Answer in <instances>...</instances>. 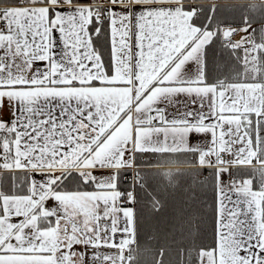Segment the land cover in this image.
<instances>
[{
  "label": "crops",
  "instance_id": "obj_1",
  "mask_svg": "<svg viewBox=\"0 0 264 264\" xmlns=\"http://www.w3.org/2000/svg\"><path fill=\"white\" fill-rule=\"evenodd\" d=\"M201 3L195 0H156V7L168 9L151 14L153 20L160 22L164 33V40L158 46L162 48L160 51L156 47H147L146 41L145 49L138 50L135 30L129 24L126 25L127 32L120 29L115 33L128 37L127 43L121 39L114 48L108 44V63L104 58L101 61L100 41L97 42L99 54L93 53L90 45L86 46L87 57L85 54L63 55L64 49L58 45L56 63L39 69H36L35 62L48 59L49 53L40 56L30 45L22 56L18 48L6 53L10 58L6 61L7 68L0 64V98L11 97L14 105L17 100L28 102L37 97L41 98L40 103L47 104L58 98H63L65 102L71 99V110L76 113L75 123L69 126L71 132L64 136H54L49 131L42 140H33L26 149H22L18 142H13L11 147L4 145L5 156L0 161V176L11 174L18 185L26 180L29 183L27 194L7 195L2 192L0 182L2 234L6 240L13 236L23 240L9 259L17 264H129L130 246L135 236L125 234V242L119 243L121 237L118 229L112 227L102 213L108 207V214L113 217L117 215L121 203L119 197L122 195L116 189L118 173L125 170L131 172L134 166L138 168L136 161L134 164L138 141L133 134L142 137L147 131L137 128V120L140 118L143 123L145 114L154 109L156 101L161 98L164 101L174 99L179 107L174 109L165 105L160 112L167 109L170 117L183 120L182 123L167 126L168 147L175 150V154L170 156L173 165H197L195 156L199 154L200 165L218 171L264 168V139L258 140L257 146L245 142L241 147L234 131L238 125L254 131L248 122L253 121V113H259L264 105V82L205 83L203 44L208 41L204 38L203 30L191 24L193 17L200 15ZM137 4L151 6L152 0H120L119 3L116 0H103V3L72 4L70 7L111 9L115 6L133 9ZM223 4L250 5L258 10L264 6V0H230ZM53 7L69 5H58L56 0H50L47 5L11 7L10 12L27 14L31 9L46 24L48 9ZM253 27L257 31L254 35L250 34L252 41L249 44L225 40L230 48L243 50L244 75L250 78L257 77L259 57L264 53V24H254ZM232 29L237 30L233 27L221 31ZM145 32H151L152 36L160 35L159 29L151 22L148 28L139 33L140 40ZM239 32L244 31L241 29ZM163 44H167V47H163ZM88 60L93 61L91 66ZM192 61L194 63L189 66ZM221 91L224 93V104L219 103ZM208 93H212L211 112L215 123L205 124L203 119L189 123L187 114L200 113L198 105L201 102L205 106L203 114L206 118L209 111ZM44 97L50 99L44 100ZM227 97H232L231 103ZM37 107L39 104L32 105L34 109ZM94 114L98 118H94ZM0 117L5 120L10 118L7 107L0 110ZM229 124L231 127L226 130L225 125ZM54 131L67 132V129ZM193 132H211L215 144L210 143L207 137L193 142ZM123 138L128 140L127 145L118 144ZM243 139L247 141L248 137L244 136ZM205 148L209 151H205ZM125 150L133 155L126 156ZM177 154L183 155L185 160L174 161ZM71 172L92 181L96 190L53 191V185ZM241 180L243 184L238 189V207L247 214L239 217L242 223L238 225L233 238L234 251L227 254V258L231 264H252L253 258L246 249H251L253 242L259 238L261 247L257 251L264 250V187L255 191L250 179ZM41 219H48L47 223L52 221L53 224L42 228ZM91 248L96 249L95 257L100 259L88 255ZM244 255H248V260H244ZM202 257H207L209 261L215 258L216 264H226L223 243L216 242V248L202 253Z\"/></svg>",
  "mask_w": 264,
  "mask_h": 264
},
{
  "label": "snow or ice",
  "instance_id": "obj_2",
  "mask_svg": "<svg viewBox=\"0 0 264 264\" xmlns=\"http://www.w3.org/2000/svg\"><path fill=\"white\" fill-rule=\"evenodd\" d=\"M50 0H0V64L7 68L6 61L10 58L6 53L13 52L14 49H19V55H24L25 48L29 45L36 50V54L44 56L49 53L48 59H41L35 62L36 69L50 66L56 63L58 58V45L64 49L63 55H79L85 54L87 57L86 46H91L92 52L99 54L98 41L106 36L109 40L110 48L116 47L117 43L123 39L125 43L128 42V37L117 36L115 33L120 29L125 32L128 31L126 25H131L135 30L138 43L136 45L138 50L145 49V41L147 47H156L157 51L162 50L158 47L164 40L163 29L159 21L153 20L151 14L157 12L167 11V8L156 7V0H152V5L137 4L133 9L117 8L111 9H97V8H71L72 4L89 5L92 3H103V0H56L58 5H69V7H53L48 9L47 23L40 18V15L31 9L27 14H19L9 12V7H24L25 5L33 4L47 5ZM111 2V0H110ZM117 3L120 0H116ZM191 11V9H186ZM201 12L204 9H200ZM233 9L227 7H209L207 9L208 15L204 17L201 22L199 16L193 17L191 24L194 27L203 30L204 38L207 43L203 44L204 51H211L213 45L220 43V47H224L226 41H223V32L221 29L236 27L237 31L241 29L246 34H255L256 29L254 24L264 23V19L252 20L247 15V10L241 15L239 25L235 23H227L222 18L217 19L218 13L231 12ZM131 13V15H130ZM149 22L155 25L159 31V36H152L151 32H145L143 39H139V33L149 27ZM215 33V35H213ZM236 33H232L235 35ZM21 37L22 39H9ZM208 37H211L209 40ZM167 47V44H163ZM123 51V49H122ZM219 54V53H218ZM32 55V53H29ZM222 55V54H220ZM103 57L101 56V61ZM78 63V61H74ZM92 60H88V65L91 66ZM190 62L189 66H191ZM38 75H42L38 73ZM111 75V72H109ZM223 79V77H221ZM222 87V85H221ZM177 93L176 95H181ZM208 109L207 116H204V104L201 102L198 107L201 109L200 113H188V122L195 123L197 120H204L205 124L209 122L215 123V117L212 115L211 109L213 105L212 93H208ZM220 104H224V93L220 92ZM40 97L34 98L31 101L25 102L23 100L15 101V105L11 97L0 98V110L4 107L9 109L10 118L5 120L0 117V159L5 156L4 145L8 144L11 147L13 142H18L22 149L28 148L33 140L39 142L42 140L49 131L53 135L64 136L71 132L70 125L75 123L76 113L71 110V99L67 102L63 98L53 100L51 104L40 103ZM44 100L50 99L44 97ZM229 103L232 102V97H227ZM33 104H39V107L32 108ZM87 104V102H86ZM167 105L168 108H178L179 105L175 100H161L156 101V107L150 109L143 117V123L140 118L137 120V128L146 129L142 137L134 133V139L138 141L135 157L140 158L141 162L146 166L153 163L159 164L161 158H166L175 154L174 149L168 147L169 135L167 126L169 124L182 123L183 120H177L170 117L167 109L160 112L161 108ZM77 111H83L78 109ZM89 112L91 108L89 107ZM183 115V114H181ZM94 118H98L94 114ZM254 131H249L248 127L238 125L234 130L237 133V140L240 141L241 147L245 142L257 146V141L264 139V105L261 107L259 113H253V121L248 122ZM231 125H225V129L230 128ZM58 128L67 129V132L60 131L56 133L54 130ZM243 128V132H241ZM247 136V141L243 137ZM207 137L210 143L215 144L213 134L208 133H191L193 142ZM175 143V140L172 141ZM118 144H128L126 138L121 139ZM39 151V149H37ZM205 151L209 149L205 148ZM126 156H132L130 151L125 150ZM235 158V157H233ZM195 159L198 167H203L199 164V154H196ZM135 164V160H134ZM127 166V165H126ZM261 177L264 178V172ZM125 177H132L131 172L124 173ZM6 178L0 176V182ZM11 179V177H7ZM127 183V180H125ZM243 184V180L239 179L233 169L229 168L227 171H218L217 169H210L203 167V170L191 175L188 180V187L191 193L189 199L192 201L190 205L188 201L183 202V207L177 209V215L180 219L187 224L188 227H195L198 229L199 222L205 219L208 215V209H211V218L213 221L214 236L217 243H223L226 253V264H231V260L227 258V254L234 251L235 240L233 239L238 230V225L242 223L239 217L243 214L238 207L240 201L237 199L239 196L238 189ZM139 189V193L137 192ZM119 192L122 195L119 197L121 203L117 215L113 217L108 214V207H105L102 217L106 219L112 227L118 229L120 235L119 243H124V235L134 237L142 223V212L146 211L152 215H160L166 207V198L162 199L160 195L156 194L155 189L150 188L144 176L140 173L136 174L132 184L127 188L120 187ZM141 205L143 208L141 209ZM195 205H202V208H194ZM2 214V213H0ZM185 214V215H181ZM191 217V218H186ZM129 229H132L129 232ZM251 239V237H249ZM0 264H17L16 261L9 259L16 252L17 248L23 244L20 237L13 236L10 240H6L2 234V226H0ZM9 247H5V245ZM104 245H101L103 247ZM261 245L259 238L253 242L249 251L253 262L252 264H262L264 262V250L257 251ZM213 249L216 244H213ZM23 251V248H20ZM201 251H209V249L202 248ZM95 248H91L88 255L95 257ZM100 259V257H95ZM191 255H189V260ZM244 260H248V255H244ZM198 264H216L215 258L209 261L207 257L198 259Z\"/></svg>",
  "mask_w": 264,
  "mask_h": 264
},
{
  "label": "trees",
  "instance_id": "obj_3",
  "mask_svg": "<svg viewBox=\"0 0 264 264\" xmlns=\"http://www.w3.org/2000/svg\"><path fill=\"white\" fill-rule=\"evenodd\" d=\"M189 1V0H188ZM197 2H207V1H213V0H195ZM218 2H222L216 7H227L230 9H233L231 12H222L218 13L217 19L222 18L227 23H235L239 25V20L241 15L244 13V10H247V15L252 20L257 19H264V6L261 9L255 10L250 5H228L226 6L223 4L224 2L230 1V0H217ZM233 1V0H231ZM252 1V0H247ZM210 6L208 5H199L200 9H204L203 12L199 11L201 22L203 21L204 17L208 15L207 9ZM264 24V23H259ZM257 24V25H259ZM100 44L102 47V50L100 53L102 54L104 61L108 63V44L109 41H107V37L104 36L100 40ZM219 53V54H218ZM222 54V55H220ZM243 50L241 48L232 49L229 47L228 44H224V47H220V43H216L213 45V48L211 51L205 53V83L211 84V85H218V84H224V83H250V82H256V81H262L264 82V53L259 57V73L256 78H250L249 76L244 75V69H243ZM223 77V79H221ZM191 156V155H187ZM170 157V156H169ZM183 155L177 154V157L174 161L183 162L185 160V157L182 158ZM136 165L137 166H146L144 163L141 162L140 158H136ZM196 163H190V164H177L180 166H188V165H195ZM148 166H157L156 163H153ZM161 165H159L158 168L155 169H144L143 171H140L142 175L144 176L146 182L148 183L150 188L155 189L156 194L160 195L162 199L166 198V207L164 211L156 216L149 214L146 211L142 212L141 220L142 223L139 226L138 232L135 235L139 240L146 239V232H145V223L146 218H153V219H164L161 221L163 224L164 231L169 232L168 228L174 227V222H170L172 214V203L169 201L170 196H172L171 191H163L159 192L158 187V179L162 178L160 173L165 171L163 168H160ZM165 166V165H163ZM214 169V168H210ZM182 172L189 171L192 174L200 172L203 170V168H189V169H183L180 168ZM233 171L236 173V175L239 177V179H250L252 181V189L255 191H259L264 187V178L261 177V173L264 172V170L259 168H235ZM130 172L128 170L122 171L118 173L117 182H116V189L118 190L120 187L127 188L130 183V181L127 179V177L124 176V173ZM191 175L187 176L185 175V180L182 179L180 182H182L183 188L186 191V201L189 202V204H192V201L189 199L191 193L189 191L188 187V180L190 179ZM3 177L6 179L1 182V190L4 194L7 195H14V194H27L29 192V183L28 180L25 182H22L21 184H17L16 181L12 178L13 175L11 174H5ZM7 177H11V179H7ZM125 180H127V183H125ZM53 191L56 192H85V191H95L96 188L94 187V184L90 180H85L83 176L77 172H71L66 175V178H63L59 182L53 185L52 187ZM119 191V190H118ZM137 192L139 193V189H137ZM263 207V213H262V220L264 222V199L262 203ZM143 208V205H141V209ZM181 207L173 208L175 210L179 209ZM194 208H202V205H195ZM209 215L199 222L198 229L195 227H188L186 223L182 222V227L179 231L174 233V239H161L160 242H155L154 249H158L161 245V247H165L164 250H166V256L164 259L168 258V255L175 258L176 264H178L179 260L181 258H185L188 264H198V259L200 258V252L202 248L209 249V251L214 250L212 248L213 244H216V238L214 236V229H213V221L211 218V209H208ZM165 213V214H164ZM177 214V213H176ZM163 215V217H161ZM185 215V214H181ZM191 218V217H186ZM48 219H41L40 220V227L47 228L51 226L53 223L52 221H49L47 223ZM164 237L165 234H162ZM175 241V242H174ZM166 244V245H165ZM168 245V246H167ZM183 249V250H182ZM183 252V253H182ZM186 255V256H185ZM189 255H191V259L189 261ZM170 260V261H171ZM169 261V262H170ZM153 263V261H152ZM151 263V264H152ZM129 264L131 262L129 261ZM165 264V262H164ZM169 264V263H168Z\"/></svg>",
  "mask_w": 264,
  "mask_h": 264
},
{
  "label": "rangeland",
  "instance_id": "obj_4",
  "mask_svg": "<svg viewBox=\"0 0 264 264\" xmlns=\"http://www.w3.org/2000/svg\"><path fill=\"white\" fill-rule=\"evenodd\" d=\"M222 2H218L217 0L213 1H207V2H202V5H208L210 7H216V5L220 4ZM11 10V7H10ZM224 39V37H223ZM225 41V39L223 40ZM228 43V42H226ZM232 45H236L233 43H230ZM235 47L234 49H236ZM173 159L171 157H166V158H161L160 163L156 164L157 166H137L134 170V172L131 170V173L133 174L132 177H127V179L130 181L132 184L133 182V177H136L137 173L142 174L140 171H143L144 169H155L158 168L159 165L160 168H163L165 171L162 170L160 173L162 178H157L158 181V187H159V192L163 191H171L172 196H170L169 201L172 203V214L173 216L170 219V222H174V227L173 228H168L169 232L166 233L167 231H164V223H161L162 220L159 217V219H153V218H146V223H145V232H146V239H143L142 241L139 240L137 237L134 238V242L130 246V262L131 264H176L175 258L168 255V258L164 259L166 256V250L165 247H160L158 249H154L155 242H160V236L161 239L166 238L167 239H174V233L179 231L182 227V222L180 220V216H178L177 210L173 209L176 207H183V202L186 201V191L183 188L182 182H180L182 179L185 180V175L189 176L191 173L189 171L182 172L179 169H189V168H200L197 165H193L191 167L187 166H180V165H173ZM165 165V166H163ZM135 167V166H134ZM132 167V169H134ZM213 167V166H212ZM203 168V167H201ZM262 169V168H260ZM264 169V168H263ZM262 169V170H263ZM165 214V213H164ZM163 217V215L161 216ZM162 234H165L163 237ZM175 242V241H174ZM166 245V244H165ZM168 246V245H167ZM183 250V249H182ZM208 252V251H202L200 252L199 257L201 256L202 253ZM183 253V252H182ZM186 256V255H185ZM171 260V261H170ZM170 261V262H169ZM190 261V260H189ZM178 264H188L185 258H181L178 262Z\"/></svg>",
  "mask_w": 264,
  "mask_h": 264
},
{
  "label": "built area",
  "instance_id": "obj_5",
  "mask_svg": "<svg viewBox=\"0 0 264 264\" xmlns=\"http://www.w3.org/2000/svg\"><path fill=\"white\" fill-rule=\"evenodd\" d=\"M3 10H4L3 8H0V11H3ZM7 10L10 12V7ZM234 32L236 33L235 35L231 34L230 36H224V39L225 40L231 39L232 41L237 42L239 44H243V45L249 44L252 41L250 34H246L245 32H241L240 34L239 31H234ZM206 157H209V155H206ZM222 158L225 159L226 157L223 155ZM135 169L136 168L131 169V170L134 172ZM133 179H135V176L133 177Z\"/></svg>",
  "mask_w": 264,
  "mask_h": 264
},
{
  "label": "water",
  "instance_id": "obj_6",
  "mask_svg": "<svg viewBox=\"0 0 264 264\" xmlns=\"http://www.w3.org/2000/svg\"><path fill=\"white\" fill-rule=\"evenodd\" d=\"M231 34V31L227 30V31H224V36H228Z\"/></svg>",
  "mask_w": 264,
  "mask_h": 264
}]
</instances>
